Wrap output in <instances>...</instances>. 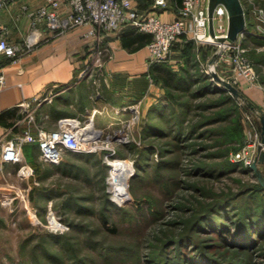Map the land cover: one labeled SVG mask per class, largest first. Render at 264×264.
<instances>
[{
	"label": "rangeland",
	"instance_id": "obj_1",
	"mask_svg": "<svg viewBox=\"0 0 264 264\" xmlns=\"http://www.w3.org/2000/svg\"><path fill=\"white\" fill-rule=\"evenodd\" d=\"M242 1L248 22L244 57L264 89V63L255 59L264 53V0ZM193 41L198 50L192 51V64H167L187 77L175 78L179 88L167 89L147 112L140 102L101 105L100 98L107 97L103 68L110 52H95L78 78L88 82L95 103L84 113L87 118H78L86 125L95 116L96 125L86 132L93 136L90 145L95 149L68 151L56 168L30 159L37 171L24 179L18 175L19 163H14L16 180L11 172L0 174V264H166L155 255L160 238L183 229L201 203L223 191H239L242 183L260 182L250 165L232 157L245 148L256 159L264 105L245 97L241 80L233 82L240 91L236 96L208 72L217 43ZM238 53L236 47L230 49L232 63L227 67L217 62L222 78L233 80V68L242 63ZM56 91L32 102L36 122L40 107L53 101ZM226 115L228 119H220ZM28 120V113H22L15 121L27 126ZM222 131L223 136L218 134ZM223 160L236 163L235 170L214 171L205 165ZM260 170L264 175V164ZM122 174L127 196L119 200L112 187ZM28 186L29 198L2 203L3 193L8 194L3 188ZM243 198L228 208L244 203ZM251 264H264L258 249Z\"/></svg>",
	"mask_w": 264,
	"mask_h": 264
},
{
	"label": "crops",
	"instance_id": "obj_2",
	"mask_svg": "<svg viewBox=\"0 0 264 264\" xmlns=\"http://www.w3.org/2000/svg\"><path fill=\"white\" fill-rule=\"evenodd\" d=\"M140 1L135 0L139 6ZM46 3L47 0H8L7 5L0 10V34H5L11 42L22 45L25 51L15 59L6 55L0 57V75L4 76V82H0V139L10 138L26 127L24 123L15 124V120L22 115L20 107L22 102L25 100L33 102V99H40L52 90H57L55 98L48 104L44 102L40 107L37 117L39 121L32 127L35 135L38 134L37 126L57 129L62 118H87V114L84 113L89 112L90 104L93 106L95 103L91 101L88 82L79 81L78 78L86 65L92 63L97 49L110 52L103 68L107 82L102 85V91L107 97L100 98L101 105L111 107V104L136 105L140 102L143 103V111L147 112L152 104L166 95L168 86L161 81L156 66L148 61V43L139 47L127 46L122 39V32H112L99 37L88 33L89 25H73L68 22L60 29L53 30L46 18L35 22L33 15L30 14ZM71 10V6L64 3L60 8L62 17L67 18ZM172 16L173 8L162 12V17L166 20ZM195 45L193 52L198 50ZM185 48L186 45L181 38L172 52L169 60L171 62L168 61L167 64H192L193 56L191 54L188 60ZM212 53L213 59L215 53ZM173 69L180 71L176 67ZM240 88L245 97L264 105L262 86L258 84L250 86L248 82L242 81ZM92 120L96 125L95 116H92ZM50 121L55 124L54 127L49 126ZM23 150L26 160L35 171L36 166L30 159L43 161L45 167H50L49 165L52 168L58 167L41 159L36 142L25 143ZM16 167L14 163L4 164L5 171L12 174L11 179H15L17 175L14 171ZM24 188L3 190L9 194L23 195L26 193Z\"/></svg>",
	"mask_w": 264,
	"mask_h": 264
},
{
	"label": "built area",
	"instance_id": "obj_3",
	"mask_svg": "<svg viewBox=\"0 0 264 264\" xmlns=\"http://www.w3.org/2000/svg\"><path fill=\"white\" fill-rule=\"evenodd\" d=\"M7 1L0 0V10L7 5ZM209 2L210 0H183L180 6L175 7L176 0H152L150 7L142 10L135 0H47L44 6L31 11L30 14L33 15L35 22L46 18L53 30L60 29L65 22H68L73 25H89L88 33L99 37L112 32H121L127 27H132L137 32L150 33L152 35L148 43L150 64L168 61L176 43L185 37L218 44V48L214 51L218 57L208 63V72H217L218 61H221L226 67L227 64L232 63L230 49L236 47L237 53L239 52V62L242 63L233 68L234 78L230 81L237 83L241 80L240 85L242 81L248 82L250 86L256 85V72L252 64L244 57L245 49L242 47V41L248 32V24L246 30L241 32L235 41L219 40L221 37L228 36L229 19L226 6L218 4L213 14L215 30L213 37L215 40H211ZM64 3H68L72 8L65 19L60 11ZM169 8H173V16L166 20L162 17V12ZM23 52L25 51L22 45L13 43L5 34H0V57L6 55L15 59ZM96 53H101V51L97 49ZM0 82H4L3 75H0ZM33 100H39V98ZM44 100L47 99L44 98ZM31 105L32 100H25L20 104L21 112L28 113L27 126L22 131L14 133L10 138L0 139V174H4L5 163L21 164L18 175L23 179L34 174L33 166L24 155L23 146L25 143L36 142L41 159L53 164L61 163L64 154L68 151H92L95 149L93 145H90L93 136L87 134L88 129L84 130L83 128L87 124L82 125L78 118H62L60 127L57 129L37 126L38 134L35 135L32 127L36 121ZM90 122L91 119L88 123ZM19 123L15 124L19 125ZM232 160L244 161L245 165H251L255 156L249 155L244 148L236 152ZM30 189L31 186L25 188L26 193L23 195L3 193L2 203L11 205L15 199H27Z\"/></svg>",
	"mask_w": 264,
	"mask_h": 264
},
{
	"label": "trees",
	"instance_id": "obj_4",
	"mask_svg": "<svg viewBox=\"0 0 264 264\" xmlns=\"http://www.w3.org/2000/svg\"><path fill=\"white\" fill-rule=\"evenodd\" d=\"M140 3L139 7L145 10L150 7L152 0H141ZM182 3L183 0H176L178 6ZM121 32L124 44L127 46L139 47L149 43L152 38L150 33L137 32L132 27H127ZM183 42L186 45L187 59L190 60L194 41L184 37ZM255 56L258 62L264 63V53ZM167 62L154 63L156 70L160 72V79L169 89L179 88L178 84L174 83V79L180 80L182 77H187V73L174 70L172 66L167 65ZM176 103L180 104L179 101ZM217 104L224 103L216 102L214 105ZM188 106L190 105L187 103L183 107L186 109ZM228 117V115L221 116L220 119L226 120ZM218 134L223 136L224 131ZM205 165L210 166L214 171L235 170L236 167V163L230 160ZM241 188L236 192L223 191L207 202L201 203L196 209L193 220L184 223L183 229L174 235L160 238L161 242L159 241L155 246V250L158 249L155 255L158 256L159 263L251 264L257 249L264 256V248L261 247V241L264 240V187L260 182H254L242 183ZM241 197H244V203L236 204L233 209L228 208ZM199 234L197 238L196 235ZM175 246L178 250L171 253L169 249ZM253 246H255L254 250L251 249Z\"/></svg>",
	"mask_w": 264,
	"mask_h": 264
},
{
	"label": "water",
	"instance_id": "obj_5",
	"mask_svg": "<svg viewBox=\"0 0 264 264\" xmlns=\"http://www.w3.org/2000/svg\"><path fill=\"white\" fill-rule=\"evenodd\" d=\"M218 4H224L226 6L229 19L228 36L225 38L221 37L219 38V40H228L229 42H233L238 38V35L241 32H244L246 30L248 24L244 4L242 0H210V32L212 36H215L213 14L214 9ZM217 57L218 54H215L212 61L215 60ZM212 75L219 83H221L234 95H240L239 89L231 81L222 78L217 72H213ZM260 119L262 124V143L260 144L258 155L250 165V168L253 169L254 173L257 175L259 181L264 187V175L260 170V164H264V114H261Z\"/></svg>",
	"mask_w": 264,
	"mask_h": 264
},
{
	"label": "bare ground",
	"instance_id": "obj_6",
	"mask_svg": "<svg viewBox=\"0 0 264 264\" xmlns=\"http://www.w3.org/2000/svg\"><path fill=\"white\" fill-rule=\"evenodd\" d=\"M210 39L215 40V38L213 36H210ZM93 120L90 123H88L85 127H83L84 130H86L87 127H90V126L93 127V125L95 124V122ZM95 133H96V131H95ZM112 189L114 192V197H116L117 199L123 200L126 198V196H127L125 194V192H126V178L123 174L120 176V179L118 180V182L113 183Z\"/></svg>",
	"mask_w": 264,
	"mask_h": 264
}]
</instances>
